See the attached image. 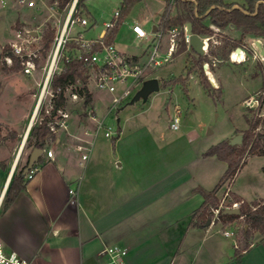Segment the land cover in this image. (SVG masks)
I'll list each match as a JSON object with an SVG mask.
<instances>
[{
  "label": "crops",
  "instance_id": "crops-1",
  "mask_svg": "<svg viewBox=\"0 0 264 264\" xmlns=\"http://www.w3.org/2000/svg\"><path fill=\"white\" fill-rule=\"evenodd\" d=\"M17 8L24 13L23 8L28 7ZM159 24L153 26V37ZM133 25L129 26L131 35L142 39ZM3 118L0 122L15 131L9 137L0 130V242L6 252H17L32 264H102L101 250L119 245L129 250L126 264H264V235L260 232L239 260L237 240L224 234L229 227L223 221L194 224V214L204 202L195 189H214L227 169L225 161L204 156L209 147L197 153L195 165L168 166L153 162L157 160L149 152L119 148L120 139L111 148L95 150L96 140L90 159L83 164L75 140L63 133L60 142L48 143L55 157L43 153L36 162V175L29 179L28 171L24 177L19 173L28 165L24 150L32 126L25 140L19 119L12 114ZM263 156L250 155L227 188L247 201L264 200V193L252 197L237 185L246 171H257L264 181V165L258 162L255 168L253 163ZM16 175L14 189L21 184L25 187L5 205ZM77 182L79 203L73 207L68 204L69 189Z\"/></svg>",
  "mask_w": 264,
  "mask_h": 264
},
{
  "label": "rangeland",
  "instance_id": "rangeland-1",
  "mask_svg": "<svg viewBox=\"0 0 264 264\" xmlns=\"http://www.w3.org/2000/svg\"><path fill=\"white\" fill-rule=\"evenodd\" d=\"M122 1L85 0L87 11L82 10L79 6L78 8L79 12L88 18L89 24L86 29L79 24L75 25L71 34L83 30L86 37H96L106 27L105 23L113 19L115 11L121 10ZM224 2L240 6L245 4V0H224ZM51 3L52 0H44V3L39 1V8H23L25 9L24 13L18 11L17 7L21 5L13 0L5 5L0 4V119L12 114L19 119L18 125L22 126L23 124L24 131L33 116L41 84L45 78V66L52 54L53 42L44 53L42 34L49 23L56 29L58 21L61 20L62 23L69 7L68 3L52 12ZM166 9V0L137 2L123 19L115 41L116 47L124 55H139L142 61H145L147 49L153 44L154 37L151 34L153 26L159 24ZM175 11L174 6L172 15L175 14ZM135 23L140 24L150 34L142 39L133 37L129 26ZM27 30L31 32V36H34L31 42H23V38L29 35ZM18 32H21L22 37L17 36ZM225 34L231 40L239 37L238 32L229 28L225 29ZM168 40V35H165L161 41L163 50L167 47ZM261 40L264 48V38ZM13 42H23L26 53L37 54L34 56L37 69L33 74L29 75L23 72L22 58L13 51ZM245 43L248 45L244 39ZM10 52L17 55L18 59L9 55ZM248 53L250 57L241 63L232 62L229 57L223 60L213 55L209 57L210 71L217 78L216 83L211 81L210 74H207L204 69L205 74L215 89L220 87L214 95H210L204 89L198 72L195 71L187 79L186 90L180 84L163 86L164 80H170L181 74L186 76L187 68L192 65V58H189V55H197L190 46L185 52L175 54L172 60L156 67L151 72L152 76L157 77L160 81L161 89L159 91L152 93L147 101L141 99L133 104L128 103L116 113L107 116L106 123L112 126L115 132L114 137H106L102 132L97 139L95 150L101 146L111 148L114 146L113 142L120 139L117 142L119 148L135 149L138 153L143 154L149 152L153 154V159L157 160L153 162L158 164L195 165L198 163L197 153L201 149L218 144L224 139H231L237 135V132L248 129L247 116L250 118L258 115L264 116V55L262 58L255 57L251 50ZM6 55L12 58V63L7 62ZM18 64L19 67H17ZM15 87L19 91H12ZM5 88L10 90L3 91ZM107 97V94L98 90L93 92V101L96 103L99 116L104 115L106 104L103 102ZM33 98L36 100L34 101ZM176 107L181 109V122L178 129H173L171 122ZM69 109H74L73 131H80L82 123L91 125L82 117L79 104L70 103ZM42 116V113L38 114L32 127L42 123L40 121ZM0 130L9 137L15 135V131L2 122H0ZM118 131L121 133L120 136L116 133ZM35 139V136L30 133L25 145L24 160L28 159ZM143 154L141 157L145 156ZM250 155L246 156V160ZM258 162L260 165H264V156L253 161L255 168ZM259 172L262 174L260 169ZM229 185L231 184L224 185L217 193L220 204H232L234 201L232 191L227 188ZM237 185L246 188L252 197L264 193V181L260 179L257 171L243 173L237 179ZM222 223L227 225L230 230L235 231L237 240L238 231L244 224L243 219ZM255 233L252 236V241H254ZM228 240L230 242L232 238Z\"/></svg>",
  "mask_w": 264,
  "mask_h": 264
},
{
  "label": "built area",
  "instance_id": "built-area-1",
  "mask_svg": "<svg viewBox=\"0 0 264 264\" xmlns=\"http://www.w3.org/2000/svg\"><path fill=\"white\" fill-rule=\"evenodd\" d=\"M9 1L10 0H0V4L5 5ZM13 1L17 2L21 6H27L28 8H39V1L44 3V0ZM78 1L79 0H72L69 2L65 18L62 20V23L61 20L58 21L56 35L52 45V54H50L45 66V78L41 84L32 121L34 123L38 114L42 113L43 116L40 121L43 122L44 120H47V125L54 134V136H52V138H50L46 143V146L43 147L44 153H46L48 157L53 159L55 155L54 150L48 147L47 144L51 142H60V135L68 133L70 137L75 140V150L78 152L81 162L84 164L90 159L96 140L102 132L106 137H114L115 132L112 126L106 123L107 116L116 113L121 107L128 104L132 100L134 95L142 87L144 81L153 77L151 73L153 69L172 60L181 39L180 33L182 28L175 26L166 31L164 27L158 26L157 30L153 32L155 37L153 44L150 45L147 50V59L145 61H142L141 58L134 60L133 57L126 56L121 53L114 43H103L105 33L100 34L96 38L86 37L83 30L78 31L75 34H71L75 25L79 24L84 26V29H86L89 24L88 18L79 12ZM59 7V1L52 0L50 5L52 12L58 10ZM119 16L120 10H116L113 19L105 23L106 29L113 27L118 21ZM132 28L138 38H145L149 34V32H147L140 24L135 23ZM183 29L185 40L188 43V46H190V38L187 33L186 23L184 24ZM213 29L214 33L212 35L205 37L201 36L204 40V54H208L211 42L214 46L221 44V38L225 35L224 29L216 26H214ZM27 32L29 35L28 37L23 38V42H31L34 38V36H31V32L29 30H27ZM165 35H168L169 40L167 47L163 50L161 41ZM17 36L22 37L21 32H18ZM257 39L261 40V38L251 36L245 37L248 45L245 43L242 46H237L232 49L229 53L230 60L236 63L244 62L250 57L248 53L250 50L253 51L255 57L259 56L262 58L263 54L256 45ZM70 41H74L79 46H87L95 43H101L102 45L100 49L95 50L88 58L89 69L87 73V85L92 94L94 90H98L99 92L108 95L107 99L103 102L106 104L103 116H99L97 106L94 101L85 106V94L79 92L81 83L68 85L65 89V95L68 98L66 105L55 108V94L51 84L53 76L63 67V57L65 56L64 50L67 43ZM23 42H13L12 47L13 51L22 58L21 63L23 65V72L31 75L37 69L34 58L37 54H34L33 52L26 53V48ZM238 47L240 50H237ZM234 54L245 55V57L243 59H236ZM25 55H27V58H25ZM75 56L79 59H85V55L80 49L75 52ZM5 59L8 63H12L13 61L12 58L7 55L5 56ZM210 66V61H205L204 69L207 74L211 72ZM70 103L75 105L79 104L81 106L80 113L82 117L90 122L91 125H85L82 123L80 131L72 130L74 109H69ZM180 115L181 109L180 107H176L174 117L171 122V127L173 129H178L180 127ZM116 133L119 134L120 131ZM36 164L37 163H35L28 171L27 176L29 179H32L36 175L38 170ZM78 193L79 183L77 182V184L69 189L70 196L68 204L70 206L74 207L78 205ZM239 206L240 203L238 201H232V204L221 203L219 207L213 209L214 217L213 219H210L211 224H214L219 220L218 215L221 209L236 208ZM224 234L235 238L234 230H224ZM128 253V248L123 246H106L101 250V255L104 257L102 264H126ZM0 264L32 263L30 260L22 257L17 252H6L0 242Z\"/></svg>",
  "mask_w": 264,
  "mask_h": 264
},
{
  "label": "trees",
  "instance_id": "trees-1",
  "mask_svg": "<svg viewBox=\"0 0 264 264\" xmlns=\"http://www.w3.org/2000/svg\"><path fill=\"white\" fill-rule=\"evenodd\" d=\"M58 1L60 7H64L72 0ZM139 1L141 0L122 1L119 19L113 27L106 30L103 43H114L124 17ZM166 2L167 9L161 17L159 26L164 27L166 31L175 26L182 28L180 33L181 39L175 54L185 52L188 48L183 29L184 24L187 22L192 23L193 33L202 37L212 35L214 33V26L224 30L227 28L233 29L239 33V37L234 40H231L225 34L221 38L222 42L219 46H214L211 42L208 54H198L194 50L197 55H189V58H192V65L187 68L186 76L181 74L170 80H164L162 83L164 87L180 84L186 90L185 84L187 79L195 71L198 72V77L204 89L210 95H214L215 91L220 89V87L215 89L207 78L204 71L205 61H209V57L212 55L220 60L228 58L230 51L237 46H242L247 36L264 38V1L245 0V4L239 8H233L234 4L225 3L224 0H166ZM78 5L82 10L87 11L85 0H79ZM174 6L176 11L172 15ZM55 32L56 29L50 23L47 24L42 34V49L44 53L47 52L54 41ZM101 47V43L89 44L87 46H79L74 41L67 43L64 50L63 67L53 76L51 84L55 94V108L66 105L68 98L65 95V89L70 84L81 83L79 92L85 94V106L93 101V94L87 85L88 58L95 50ZM78 49L83 51L85 59H79L75 56V52ZM9 55L18 59V56L14 53L10 52ZM139 58L138 56L133 57L134 60H138ZM17 67H19V64ZM247 120L249 122V128L242 132H237V134L243 133V142L241 144L233 145L230 143V138H227L218 144L212 145L204 152V156H216L220 160L225 161L227 163V169L214 189L206 190L202 187L195 189V191L200 192L204 196V202L194 214L195 225H204L209 219H213V209L219 207L220 204V198L217 193L224 185L231 184L234 181L237 173L246 163V156L250 154L264 155V116L258 115L253 118L247 116ZM30 133L36 138L35 142L32 143L34 147H45L48 139L54 136L47 125V120L33 126ZM24 171L22 169L19 176L24 177ZM16 178L17 175L14 176V180L9 187L5 205L10 204L25 187L24 184H21L14 189ZM232 195L234 201L240 203V214H224L223 211L225 209H221L218 217L223 222L233 221L239 218L243 219L244 224L238 231L236 248V257L240 260L244 251L248 250L253 243L251 239L254 233L260 232L264 235V200L255 199L247 201L234 192H232Z\"/></svg>",
  "mask_w": 264,
  "mask_h": 264
},
{
  "label": "water",
  "instance_id": "water-1",
  "mask_svg": "<svg viewBox=\"0 0 264 264\" xmlns=\"http://www.w3.org/2000/svg\"><path fill=\"white\" fill-rule=\"evenodd\" d=\"M233 8H239V5L234 4ZM186 26H187V33L189 34V38H190V46L198 54H204V40L201 38L200 35L193 33L191 22H187ZM256 45L264 55V48L262 41L260 39L256 40ZM237 50H240V48L238 47ZM160 89H161V84L159 79L157 77L149 78L144 81L140 90H138V92L134 95V97L129 103L133 104L141 99L147 101L152 93L157 92ZM242 142H243V133H239L230 139V143L233 145L241 144ZM43 153H44V148L42 147H34L32 149V151L29 154L28 165L25 170L26 172L32 168V166L40 159ZM240 212L241 211L239 207L228 208L223 211L224 214H240ZM207 224L208 225L211 224L210 219L207 221Z\"/></svg>",
  "mask_w": 264,
  "mask_h": 264
},
{
  "label": "bare ground",
  "instance_id": "bare-ground-1",
  "mask_svg": "<svg viewBox=\"0 0 264 264\" xmlns=\"http://www.w3.org/2000/svg\"><path fill=\"white\" fill-rule=\"evenodd\" d=\"M234 57L236 58V59H243L244 57H245V55H240V54H234ZM210 73V79H211V81L212 82H214V83H216V79H215V76H214V74L212 73V72H209ZM33 118V117H32ZM32 118H31V120L29 121V123H28V126H27V129H26V131H25V135L23 136L24 137V139L27 137V135H28V130H29V128H30V126L33 124V121H32ZM26 140V139H25ZM22 145V144H21ZM20 149V148H19Z\"/></svg>",
  "mask_w": 264,
  "mask_h": 264
}]
</instances>
